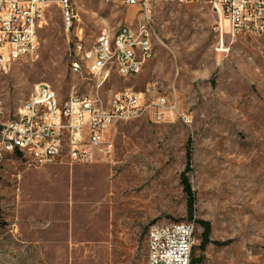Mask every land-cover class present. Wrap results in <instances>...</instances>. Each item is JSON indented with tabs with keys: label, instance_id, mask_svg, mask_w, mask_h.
<instances>
[{
	"label": "rangeland",
	"instance_id": "374dc122",
	"mask_svg": "<svg viewBox=\"0 0 264 264\" xmlns=\"http://www.w3.org/2000/svg\"><path fill=\"white\" fill-rule=\"evenodd\" d=\"M73 3L87 45L104 23L117 31L138 18L121 2ZM157 17L155 58L131 78L112 71L102 90L109 100L150 89L144 116L111 130L110 160L0 161V264H147L150 228L174 223H195L200 264H264V37L233 35L224 23L222 46L209 6L164 8ZM72 35L52 5L38 53L0 75L6 118L41 84L61 102L88 95L89 77L71 71Z\"/></svg>",
	"mask_w": 264,
	"mask_h": 264
},
{
	"label": "built area",
	"instance_id": "2783aa9c",
	"mask_svg": "<svg viewBox=\"0 0 264 264\" xmlns=\"http://www.w3.org/2000/svg\"><path fill=\"white\" fill-rule=\"evenodd\" d=\"M121 2L138 9L135 24L120 26L117 31L104 23L101 40L87 45L80 16L71 6V0H0V69H7L16 54H23L33 47L28 39L39 35L47 22L52 5L60 10L67 32L73 31L70 52L71 71L75 75L93 76L102 60L119 58V65L112 71L137 75L136 44L131 43L135 25L152 27L161 9L188 5L209 6L220 22L214 32L223 46L225 25L232 34L264 36V0H106ZM144 53L151 59V50L145 46ZM158 40V38H157ZM150 93L128 94L118 92L108 100V108L100 109L98 95H73L66 102L51 99L47 84L36 87V94L24 108L22 124L6 118L0 102V161L6 154H16L38 167L61 164L66 159L71 165H94L100 158L110 160L115 144L110 139L111 130L119 123L136 120L149 107L144 96ZM162 111L155 113L156 121L163 119ZM195 223L155 224L147 235V264H192L195 246Z\"/></svg>",
	"mask_w": 264,
	"mask_h": 264
},
{
	"label": "bare ground",
	"instance_id": "6f19581e",
	"mask_svg": "<svg viewBox=\"0 0 264 264\" xmlns=\"http://www.w3.org/2000/svg\"><path fill=\"white\" fill-rule=\"evenodd\" d=\"M71 6L76 11L73 0H71ZM157 18L158 17H156L154 21V31L155 32H156L155 25H156ZM143 35H146L145 46L147 47L148 50H151V59H147V56H145L144 44H141L143 42ZM96 40H101V36L98 37ZM156 40L157 38L153 36L152 27L143 28V25H135V33H134V36H131V43L136 44L137 63H138L137 75L142 73L143 67L147 62L155 58ZM39 45L40 43H39L38 35H35V38H29L28 46H38V47H33V48L28 49L26 51V57L36 55L38 53ZM20 58H23V54H16L15 59H12V62L9 64V70L11 69V66ZM115 65H119V58H111L107 60H102L100 64L96 66L93 76L89 77V81L92 84V89L86 96H92L93 93H96V95H98L100 109L108 108V100H105L101 94H102V90L105 88L106 84L110 81V78H111V76L110 78H106V74L111 68H114ZM7 73H8L7 69H0V75L1 74L5 75ZM119 74L125 78L132 77V76H127V73H119ZM47 92L51 94V99L60 100L57 92L50 85H47ZM123 92H127L128 94H137L133 91H123ZM34 94H36V90L31 95V97H34ZM30 98L26 100L25 102H23L20 108V111L18 112L15 118V124H22V117L24 116V108H28Z\"/></svg>",
	"mask_w": 264,
	"mask_h": 264
},
{
	"label": "trees",
	"instance_id": "16d2710c",
	"mask_svg": "<svg viewBox=\"0 0 264 264\" xmlns=\"http://www.w3.org/2000/svg\"><path fill=\"white\" fill-rule=\"evenodd\" d=\"M185 189H186V191L188 192V194H189V196H190V205H189V207H190V211L192 212V209H193V207H194V198H193V194H192V192H191V189H190V186L187 184V186L185 187ZM204 228H205V231L207 232L208 231V228L206 227V225L205 224H201ZM201 263V261H199V260H195V259H193L192 260V264H200Z\"/></svg>",
	"mask_w": 264,
	"mask_h": 264
}]
</instances>
